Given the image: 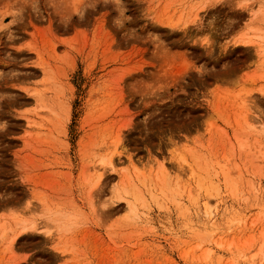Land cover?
Wrapping results in <instances>:
<instances>
[{
  "label": "rangeland",
  "instance_id": "374dc122",
  "mask_svg": "<svg viewBox=\"0 0 264 264\" xmlns=\"http://www.w3.org/2000/svg\"><path fill=\"white\" fill-rule=\"evenodd\" d=\"M261 8L0 0V264H264Z\"/></svg>",
  "mask_w": 264,
  "mask_h": 264
},
{
  "label": "bare ground",
  "instance_id": "6f19581e",
  "mask_svg": "<svg viewBox=\"0 0 264 264\" xmlns=\"http://www.w3.org/2000/svg\"><path fill=\"white\" fill-rule=\"evenodd\" d=\"M261 9L263 10L264 8H261ZM263 14H264V10H263ZM198 15H199V14H198ZM250 38H251V37H250ZM250 38H245V39L242 40V41H244V42H248V41H250V40L252 39V38H251V39H250ZM260 44H261V42H260ZM256 45H257V44H256ZM258 45H259V44H258ZM258 45H257V48L260 49V47H262V46H261L262 44L260 45V47H258ZM261 49H262V48H261ZM262 51H263V52H262ZM260 52H261V54H263V53H264V49L261 50ZM260 52H259V54H260ZM39 91H40L39 89H38V90L35 89V90H33V94H34L37 98H39V99L44 98V95H42L41 91H40V92H39ZM42 96H43V97H42ZM49 106H50V105H49ZM46 107H47V106H46ZM50 107H53V105H51ZM49 109H50V108H49ZM51 109H53V108H51ZM51 109H50V110H51ZM53 110H54V109H53ZM247 122H248V121H247ZM117 148H118V145L116 144L115 147H114V149H113L111 152H109V154H108L105 158H103L104 156L101 158V160H100V165L102 166V167H100L101 169H102V168L107 169V167H109L110 169L115 168V166H117L116 164L119 163V162H121L120 160H121L122 158L119 157V156H117V157H119V159H118L119 161H116V160H115V157H116L115 155H116V153H117V151H118ZM130 158H131V157H130ZM182 159H183V162H184V161H187L185 158H182ZM128 160H129V159H128ZM122 162H123V161H122ZM188 164H190V163H188ZM197 164H198V161H197ZM106 165H107V166H106ZM189 167H191V170H192V166H191V164H190ZM205 167L207 168V166H205ZM202 168H203V166H202ZM198 169H199V168H198ZM206 170H207V169H206ZM202 171H203V169H202ZM204 171H205V170H204ZM204 171H203V172H204ZM206 172L209 173L208 171H205V173H206ZM193 173H194V172H193ZM193 173H192V174H193ZM205 173H204V174H205ZM217 173H218V172H214L215 175H217ZM104 174H105L104 171H101V170L98 171V173H97V181H98V182H100V181L102 180ZM200 174H201V173H200ZM208 175H209V174H207V176H208ZM198 176H199V175H198ZM204 176H205V175H204ZM204 176H203V174H202V177H204ZM200 177H201V176H200ZM208 177H209V176H208ZM210 177H211V176H210ZM197 178H199V177H197ZM204 178L207 179L206 176H205ZM199 179L201 180V179H203V178H199ZM205 179H204V180H205ZM208 179H209V178H208ZM200 180H198L199 182H197V183L200 184V182L202 181V180H201V181H200ZM204 180H203V181H204ZM210 180H211V179H210ZM212 180H213V179H212ZM205 182H206V181H205ZM210 184H213V183L210 182ZM197 185H198V184H197ZM202 185H203V183H202ZM200 186H201V185H200ZM212 186H213V185H212ZM201 187H202V186H201ZM213 188H214V187H213Z\"/></svg>",
  "mask_w": 264,
  "mask_h": 264
}]
</instances>
